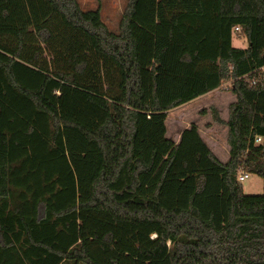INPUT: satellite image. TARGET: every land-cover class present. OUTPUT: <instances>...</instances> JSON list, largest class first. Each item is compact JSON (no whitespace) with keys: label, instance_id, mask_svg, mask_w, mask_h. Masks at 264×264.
Wrapping results in <instances>:
<instances>
[{"label":"trees","instance_id":"16d2710c","mask_svg":"<svg viewBox=\"0 0 264 264\" xmlns=\"http://www.w3.org/2000/svg\"><path fill=\"white\" fill-rule=\"evenodd\" d=\"M262 68L264 0H0V264H264ZM224 85L225 163L165 125Z\"/></svg>","mask_w":264,"mask_h":264},{"label":"rangeland","instance_id":"374dc122","mask_svg":"<svg viewBox=\"0 0 264 264\" xmlns=\"http://www.w3.org/2000/svg\"><path fill=\"white\" fill-rule=\"evenodd\" d=\"M77 1L84 10H92L99 6L102 22L109 31L116 32L129 0ZM233 46L236 48H245L246 43L241 44L240 41L234 40ZM261 73L264 85V69ZM215 99L217 98H213L212 100L215 102ZM202 101L203 100H196L194 102H189L168 111L165 121V124L167 125V138H170L175 142L180 132L182 133L183 130L189 128L192 124L198 125L197 128L201 129H205L206 124H213V112L221 114L223 117L228 113V100H216L218 103H213L212 101H204V103H201ZM202 132L204 133L205 131ZM240 183L245 195H261L263 193V182L257 175L248 174L247 178Z\"/></svg>","mask_w":264,"mask_h":264},{"label":"crops","instance_id":"0c3cea01","mask_svg":"<svg viewBox=\"0 0 264 264\" xmlns=\"http://www.w3.org/2000/svg\"><path fill=\"white\" fill-rule=\"evenodd\" d=\"M236 41H240L241 44L245 43L243 40H236ZM263 69L264 68L261 69V72H263ZM213 98H217L215 99V102L212 100ZM222 99L228 100L227 108L229 104L235 101V96L228 90L227 85L221 86L220 88L213 90L203 96H200L191 102H194L196 100H203L201 103H204V101H212L213 103H218L216 102V100L220 101ZM219 117L221 120L226 121L228 118V113L224 117L221 116V114H219ZM213 122H214L213 124L211 123L206 124L205 129L198 128V132L202 140L211 150V152L221 162L225 163L229 159V146L227 144V127L223 124L217 123L216 121ZM196 126L198 127V125ZM202 131L205 132L203 133ZM180 135L181 132L175 140L176 143L179 141Z\"/></svg>","mask_w":264,"mask_h":264},{"label":"built area","instance_id":"2783aa9c","mask_svg":"<svg viewBox=\"0 0 264 264\" xmlns=\"http://www.w3.org/2000/svg\"><path fill=\"white\" fill-rule=\"evenodd\" d=\"M236 30H237V28H236ZM260 141H261V138H257V139H256V143H259ZM247 175H248V174L241 173V174L239 175V177H238V181L241 182V181L245 180V179L247 178Z\"/></svg>","mask_w":264,"mask_h":264}]
</instances>
